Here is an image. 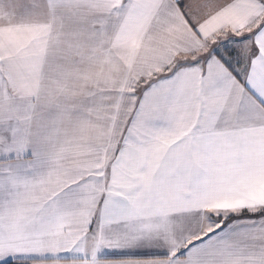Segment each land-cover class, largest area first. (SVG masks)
<instances>
[{"label": "snow or ice", "instance_id": "snow-or-ice-1", "mask_svg": "<svg viewBox=\"0 0 264 264\" xmlns=\"http://www.w3.org/2000/svg\"><path fill=\"white\" fill-rule=\"evenodd\" d=\"M0 264H264V0H0Z\"/></svg>", "mask_w": 264, "mask_h": 264}]
</instances>
